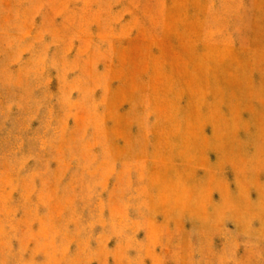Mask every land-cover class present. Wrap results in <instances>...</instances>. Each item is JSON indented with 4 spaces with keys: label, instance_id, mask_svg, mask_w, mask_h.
Here are the masks:
<instances>
[{
    "label": "rangeland",
    "instance_id": "obj_1",
    "mask_svg": "<svg viewBox=\"0 0 264 264\" xmlns=\"http://www.w3.org/2000/svg\"><path fill=\"white\" fill-rule=\"evenodd\" d=\"M0 264H264V0H0Z\"/></svg>",
    "mask_w": 264,
    "mask_h": 264
}]
</instances>
